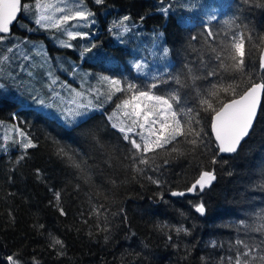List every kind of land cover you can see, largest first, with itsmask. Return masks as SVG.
Instances as JSON below:
<instances>
[{"label":"trees","instance_id":"16d2710c","mask_svg":"<svg viewBox=\"0 0 264 264\" xmlns=\"http://www.w3.org/2000/svg\"><path fill=\"white\" fill-rule=\"evenodd\" d=\"M77 1L91 13L88 18L72 20L60 29H44L35 24V0H23L33 6L31 11L18 15L9 38L0 43V71L6 73L4 78L0 74V264H6L4 258L14 252L20 253L24 264L33 260L39 264H228L227 258L240 247L235 244L238 239L258 245L260 251L252 254L254 264H264L258 259L264 256V231H254L264 227V94L249 136L237 153L223 156L217 155L209 134L213 113L203 111L197 96V89L219 78L233 82L231 73L218 70V77L206 73L218 64L211 48L219 49L221 41L238 31L251 35L246 40V73L251 74V82L264 79L257 63L264 43V0ZM209 30L215 39L208 36ZM68 31L87 35L71 38ZM42 42L48 52L50 44L61 46L52 45L66 55L58 59L65 67L59 73L64 77L78 65L71 48L88 47L91 51L82 53L80 66L90 67V62L86 64L90 56L99 61L104 57L101 62L107 64L112 78L134 79L142 90L155 83L157 87L151 89L155 95L178 92L179 107L200 113L197 128L203 130L204 143L193 150V145L182 142L185 155L179 157L160 152L155 158L158 170L146 169L141 175L130 166V145L108 120L120 102L115 96L106 101L104 95H91L102 107L89 109L68 126L45 113L40 103L13 102L16 94L29 93L20 89L31 75L42 74L36 66L28 67V72L22 68L30 63L24 57H30L31 46ZM5 56L11 65L4 64ZM137 64L142 65L141 71ZM248 86L244 84L241 92ZM229 99L222 94L221 103L214 102V107ZM12 125L29 133L37 146L25 150L13 143L21 138L10 130ZM59 148L82 162L84 171L57 155ZM205 170H214L216 179L203 192L168 196L170 191L185 190ZM147 176L162 182L152 183ZM55 191L61 193L59 202ZM201 201L205 215L195 211L194 205ZM101 205L99 219L90 215ZM59 207L66 215L60 214ZM105 219L109 231H99L97 225L104 227ZM180 227L188 232L177 233ZM52 237L63 241L62 249L49 246Z\"/></svg>","mask_w":264,"mask_h":264},{"label":"snow or ice","instance_id":"6c2138e0","mask_svg":"<svg viewBox=\"0 0 264 264\" xmlns=\"http://www.w3.org/2000/svg\"><path fill=\"white\" fill-rule=\"evenodd\" d=\"M102 0H96V3H101ZM33 6L24 3L23 0H0V43H3L9 38L11 34V25L17 21L18 14L22 12L31 11ZM55 5L51 0H35V24L44 28L60 29L64 25L69 24L70 21L76 19H86L91 13H86L83 10H76L75 12L68 10L67 14L61 15L59 18H54L50 15H45L44 12L48 9L54 8ZM56 12H64L65 9L55 7ZM167 11V10H164ZM124 20L129 17L125 16ZM215 19V17H213ZM239 27V26H237ZM208 36L215 39L211 30L208 31ZM71 38L77 35H87V33H74L67 32ZM195 39V37H193ZM246 40H251V35H245L244 32L238 31L234 33L226 41H221L219 49L216 47L211 48L215 53V60L218 61L217 68L206 73V77H218L219 71L224 73H231V83H226L225 78H219L215 82H210L209 86L203 90L197 89L198 104L205 112H211L212 116L211 127L215 134V139L218 142V153H237L242 141L249 136L253 128L255 119L257 117L258 108L261 105V96L264 94V79L260 82H251V74L246 73V60L248 57V50L246 48ZM71 47V45H67ZM95 47V45H93ZM9 52L12 48L8 49ZM91 49H85L89 52ZM165 55L168 49L164 50ZM28 57H25L27 59ZM2 60L7 61L8 57L5 56ZM137 69L142 66L136 65ZM259 67L264 70V53H261ZM239 77L237 81L236 77ZM197 79H199L197 77ZM102 84H107L106 92L98 93L104 95L106 101H112L117 93L121 94L124 98L116 103L113 113L108 116L113 129H117L121 134L124 141L129 147V160L133 170L141 175L145 174L146 169L158 170L159 165H156L155 158L159 156L160 152H164L166 156L175 154L176 157L185 155L183 149L180 147L181 143H188L195 146L203 144L202 139L203 130L197 128L200 124V113L194 108H181L179 105L182 102V97L178 92L174 91L167 96L155 95L151 89L157 87V84H151L147 90H142L139 86L133 83H126L120 79L103 76L100 78ZM55 83V81H53ZM176 83L180 84L179 77L176 78ZM246 90L241 92L244 84H249ZM70 87V86H69ZM222 94L230 97L227 103H222L220 107H214V102L221 103ZM238 97V98H237ZM40 104L44 102L39 101ZM94 107H102V105H93L91 101L88 104H80L77 109H69L65 114V120L69 125L76 122L77 118L84 117L87 111ZM15 119V113H13ZM3 122L0 121V124ZM10 130H15L19 137V141L13 140V143H19L23 149L35 148L37 145L33 142L29 133L19 128L17 125H12ZM89 135L93 133L89 132ZM180 138H183L181 141ZM5 140L10 139L8 136L4 137ZM57 155L67 159L72 165L80 169L82 172V162H77L74 155L70 154L64 148H59ZM21 156L19 159H23ZM163 163H169L168 159H164ZM212 163L215 164L216 160L213 158ZM39 171V170H38ZM147 179L152 183L160 184V179H154L152 176H147ZM216 179L214 170L201 171L199 177L187 188L188 193H193L199 190L203 192L206 188L212 185ZM173 196H184L183 191H173ZM56 202L61 199L59 191L54 192ZM195 211L201 215L206 214V205L203 201L194 205ZM103 206L94 207L90 215L95 214L97 218L103 215L101 209ZM61 215H66L62 207L58 208ZM107 210L104 209V212ZM244 221H241L243 224ZM100 227L97 225L99 231L108 232L106 226ZM43 228V225L39 226ZM163 227V226H162ZM177 233L188 232V229L180 227L176 228ZM254 231H264V227L256 228ZM51 235V234H50ZM172 239L171 236L168 237ZM108 237L105 236V240ZM235 244L240 246L234 256L227 258L228 264H254L252 254L254 251H260L258 245L246 242L245 240H236ZM51 248H63V241L58 237H52L49 245ZM59 254H63L61 251ZM264 261V256L258 257ZM6 264H24L20 253L14 252L4 258ZM33 264H39V261L33 260Z\"/></svg>","mask_w":264,"mask_h":264},{"label":"rangeland","instance_id":"374dc122","mask_svg":"<svg viewBox=\"0 0 264 264\" xmlns=\"http://www.w3.org/2000/svg\"><path fill=\"white\" fill-rule=\"evenodd\" d=\"M51 2L55 5V7H59L65 9L64 12H56L55 7L52 9H48L44 12L45 15L53 16L54 18H59L61 15L67 14L68 10L75 12L76 10H83L81 6H79L77 0H51ZM78 20V19H76ZM62 28V27H61ZM47 37V36H45ZM55 48L60 49L61 46L52 44ZM52 45H49V52L45 43H41L40 45H32L31 48L33 52L30 54V57L24 60L29 64L18 63L17 66L22 68L28 72L30 67L31 69L36 66L40 68V72L42 73L38 78L35 75H31V78H28L27 82L24 84V88L20 90L29 91L28 94H16L13 97V102H17L20 104H33L39 103V101H43L47 99L48 102H44L42 104V110L47 113L51 117L58 116V121L63 123V125L68 126V122L65 120V114L69 109H77L80 104H88L89 101L93 105H101L102 103L95 104L94 99L97 97V93H101L106 91L108 86L107 84H102L100 82V78L103 76L110 77L109 73L106 71L107 64L105 62H101L104 59L96 60L90 56V59L87 60V63H91V66H80L82 62V53L85 51V48L82 47H72V51L74 55H77L78 65L74 67V72L72 75L68 77H64L59 74L61 68H65L58 63V59L61 58L62 54L60 50L54 51ZM116 45L112 44V47ZM41 47L40 50L37 48ZM66 48V47H62ZM68 48V47H67ZM66 48V50H67ZM70 49V48H69ZM71 51V50H70ZM104 56V55H103ZM103 59V60H102ZM107 61V60H106ZM6 66L12 64L10 58L7 61H4ZM143 64V63H142ZM142 66V65H141ZM5 70L0 71V74ZM141 71V68H140ZM6 73L1 74V77H5ZM126 83H133L138 86L134 79H126L124 78ZM55 81L59 86L63 87L62 89L56 87ZM123 81V80H122ZM70 86V87H69ZM92 88H88V87ZM142 89V88H141ZM31 90V91H30ZM38 90V91H35ZM96 95L92 97L91 95ZM5 94V92H3ZM50 94L49 96H47ZM47 96V97H46ZM123 99L121 94L117 93L115 96ZM119 99V100H120ZM104 104H109L108 102L103 101ZM100 108V107H99ZM92 110H97V108H91ZM88 112V111H87ZM81 120V118H77L76 122ZM74 122V123H76Z\"/></svg>","mask_w":264,"mask_h":264},{"label":"water","instance_id":"95a60500","mask_svg":"<svg viewBox=\"0 0 264 264\" xmlns=\"http://www.w3.org/2000/svg\"><path fill=\"white\" fill-rule=\"evenodd\" d=\"M262 11L264 12V4H263V6H262ZM19 15V14H18ZM261 53H264V43H263V45L261 46V48H260V50H259V53H258V58H257V63H258V68L260 69V67H259V64H260V57H261ZM256 83H258V82H256ZM247 89V88H246ZM245 89V90H246ZM238 98V97H237ZM261 98H262V96H261ZM229 100H227V101H225L224 103H227ZM221 106H222V104H221ZM258 110H259V108H258ZM258 113V112H257ZM214 114H212L211 116H210V120H209V134H210V136H211V139H212V141H213V143L215 144V148H216V152H217V155H219V156H223V155H230L229 153H218V142L216 141V139H215V134H214V132H213V130H212V127H211V123H212V116H213ZM243 142V141H242ZM233 154V153H232ZM201 173V172H200ZM200 173L198 174V176L195 178V180L199 177V175H200ZM195 180L187 187V188H189V187H191V185L195 182ZM187 188L185 189V190H182L183 192H185V195H187V194H191V193H188L186 190H187ZM173 191H176V190H173ZM173 191H170L169 193H168V196L169 197H175V198H178V197H181V196H173V195H171V193L173 192ZM197 214H199L198 212H196ZM200 215V214H199Z\"/></svg>","mask_w":264,"mask_h":264}]
</instances>
